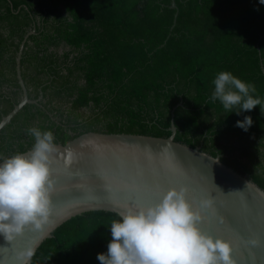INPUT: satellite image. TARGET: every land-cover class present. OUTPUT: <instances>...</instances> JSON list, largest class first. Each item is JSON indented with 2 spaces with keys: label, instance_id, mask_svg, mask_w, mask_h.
<instances>
[{
  "label": "trees",
  "instance_id": "1",
  "mask_svg": "<svg viewBox=\"0 0 264 264\" xmlns=\"http://www.w3.org/2000/svg\"><path fill=\"white\" fill-rule=\"evenodd\" d=\"M0 0V120L31 99L0 132V162L51 130L55 143L90 131L171 135L220 156L264 189V114L210 103L221 71L253 83L264 103V4L260 0ZM178 12L177 18L175 17ZM176 18V21H175ZM233 112V113H232ZM251 115L248 131L237 120ZM116 212L76 215L46 239L32 264H100Z\"/></svg>",
  "mask_w": 264,
  "mask_h": 264
},
{
  "label": "water",
  "instance_id": "2",
  "mask_svg": "<svg viewBox=\"0 0 264 264\" xmlns=\"http://www.w3.org/2000/svg\"><path fill=\"white\" fill-rule=\"evenodd\" d=\"M172 7L177 8L175 0ZM34 32L32 29L24 36L17 55L23 97L0 120V132L25 104L38 102L29 97L21 69L25 44ZM177 106L171 112L169 137L90 131L65 144L56 143L50 222L39 231L27 227L11 242L0 234V264H23L17 258L19 252L29 247L36 252L61 224L76 215L94 210L119 214L127 207L155 203L169 189L183 186L188 187L187 197L195 209L200 208L201 200L213 199V209L203 210L199 227L230 241L236 264H264V189L225 164L220 156L177 141ZM32 150L20 154L27 156ZM69 152L71 163H67Z\"/></svg>",
  "mask_w": 264,
  "mask_h": 264
},
{
  "label": "clouds",
  "instance_id": "3",
  "mask_svg": "<svg viewBox=\"0 0 264 264\" xmlns=\"http://www.w3.org/2000/svg\"><path fill=\"white\" fill-rule=\"evenodd\" d=\"M213 84L210 103L219 100L225 110L238 107L234 111L237 115L259 105L264 114V103L252 95L257 91L255 84L230 71L219 72ZM253 123L247 115L237 120L236 127L248 131ZM27 131L35 138L31 154L17 153L0 163V234L10 242L29 226L33 231L41 230L53 212L55 136L51 130L37 127ZM68 156L67 163H71V152ZM187 193V186L173 187L155 203L127 207L119 213L121 219L110 226L112 239L107 252L97 255L100 264H236L231 242L199 227L203 210L213 209V199L201 200L200 208L195 209ZM34 254V247H29L17 258L28 264Z\"/></svg>",
  "mask_w": 264,
  "mask_h": 264
}]
</instances>
